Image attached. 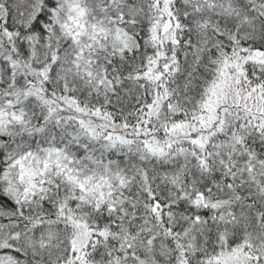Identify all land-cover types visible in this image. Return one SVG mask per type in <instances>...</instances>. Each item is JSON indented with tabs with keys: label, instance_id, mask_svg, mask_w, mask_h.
<instances>
[{
	"label": "snow or ice",
	"instance_id": "snow-or-ice-1",
	"mask_svg": "<svg viewBox=\"0 0 264 264\" xmlns=\"http://www.w3.org/2000/svg\"><path fill=\"white\" fill-rule=\"evenodd\" d=\"M0 264H264V0H0Z\"/></svg>",
	"mask_w": 264,
	"mask_h": 264
}]
</instances>
